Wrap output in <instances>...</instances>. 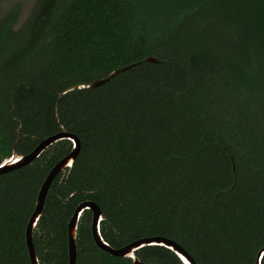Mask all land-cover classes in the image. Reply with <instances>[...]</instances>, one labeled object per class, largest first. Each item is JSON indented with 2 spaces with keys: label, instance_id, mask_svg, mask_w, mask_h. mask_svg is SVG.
I'll return each mask as SVG.
<instances>
[{
  "label": "trees",
  "instance_id": "trees-1",
  "mask_svg": "<svg viewBox=\"0 0 264 264\" xmlns=\"http://www.w3.org/2000/svg\"><path fill=\"white\" fill-rule=\"evenodd\" d=\"M0 0V165L62 132L82 152L58 176L34 231L39 264H69L68 226L96 204L120 250L164 238L196 264H257L264 248V0ZM156 57L159 64L145 63ZM92 91H64L129 69ZM59 142L0 177V264H31L40 190L71 154ZM82 216L77 264H132L100 251ZM144 264H182L170 250ZM264 264V259L263 263Z\"/></svg>",
  "mask_w": 264,
  "mask_h": 264
},
{
  "label": "water",
  "instance_id": "water-1",
  "mask_svg": "<svg viewBox=\"0 0 264 264\" xmlns=\"http://www.w3.org/2000/svg\"><path fill=\"white\" fill-rule=\"evenodd\" d=\"M145 63L157 65L159 64V61L157 60L156 57H151V58L146 59ZM130 69L131 68L116 71L112 73L108 78L96 81L89 85H81V86L72 87L64 91L63 93H61L59 95V98H62L66 94L74 92V91H92V90L101 88L109 84L111 81L116 79L121 74L126 73ZM62 141L71 142L73 145V150L70 155H68L66 158H64L61 162H59L55 166V168L51 171V173L45 180L40 190L36 211L33 214L28 224V227H27L26 242H27L31 264H39L37 254L35 251V247H34V231L41 219L48 194L51 190V187L54 181L58 178L60 174L67 172V171H69V175L71 174L72 170L74 169L76 165L77 160L79 159L81 155L82 145L76 136L69 134L67 132H62L60 134H57L53 137H50L42 141L37 146V148L33 152H31L29 155L23 156V155L18 154L16 151H14L13 155L9 159L5 160L0 165V177L16 172V171H19L21 169H24L30 166L32 163L38 160L44 154L46 150H48L53 145L59 142H62ZM87 211L93 214L92 235H93V240L97 248L100 251L106 254H109L112 257L132 260V264H144L142 263L140 258L136 256V253L144 248L157 246V247L166 248L170 250L171 252H173L180 259L182 264H196L195 260L191 257V255L184 248H182L179 244L173 241L164 239V238L139 240L120 250H115L111 248L104 241L101 235V223L104 221L103 214L100 208L96 204L91 203V202L83 203L77 208L68 226L69 264H77L78 228H79V223H80L82 216ZM263 259H264V248L263 250H261L258 256L257 264H262Z\"/></svg>",
  "mask_w": 264,
  "mask_h": 264
},
{
  "label": "rangeland",
  "instance_id": "rangeland-1",
  "mask_svg": "<svg viewBox=\"0 0 264 264\" xmlns=\"http://www.w3.org/2000/svg\"><path fill=\"white\" fill-rule=\"evenodd\" d=\"M36 1L37 0H10V1L3 4L2 11L5 14L10 9H12L15 5L21 4L23 7V10L21 13L19 23H18V25H16L17 28H21L25 24V21L30 17V15H31L34 7H35Z\"/></svg>",
  "mask_w": 264,
  "mask_h": 264
}]
</instances>
